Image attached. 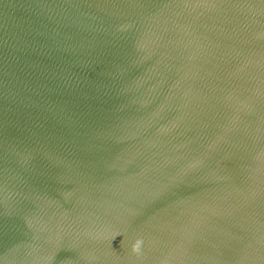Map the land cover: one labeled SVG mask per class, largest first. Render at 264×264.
I'll return each mask as SVG.
<instances>
[{
    "label": "water",
    "instance_id": "95a60500",
    "mask_svg": "<svg viewBox=\"0 0 264 264\" xmlns=\"http://www.w3.org/2000/svg\"><path fill=\"white\" fill-rule=\"evenodd\" d=\"M0 264H264V0H0Z\"/></svg>",
    "mask_w": 264,
    "mask_h": 264
},
{
    "label": "clouds",
    "instance_id": "9594fccd",
    "mask_svg": "<svg viewBox=\"0 0 264 264\" xmlns=\"http://www.w3.org/2000/svg\"><path fill=\"white\" fill-rule=\"evenodd\" d=\"M140 241L137 240L136 243L133 245V251H137L139 249Z\"/></svg>",
    "mask_w": 264,
    "mask_h": 264
}]
</instances>
